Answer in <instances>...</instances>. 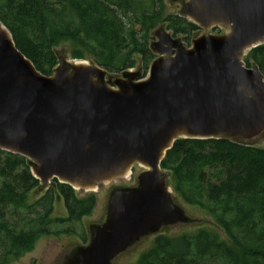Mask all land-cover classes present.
I'll return each instance as SVG.
<instances>
[{
    "label": "water",
    "instance_id": "1",
    "mask_svg": "<svg viewBox=\"0 0 264 264\" xmlns=\"http://www.w3.org/2000/svg\"><path fill=\"white\" fill-rule=\"evenodd\" d=\"M182 14L219 33L186 47L158 32L146 77L82 60L43 75L0 22V149L24 157L42 188L57 180L94 192L142 169L136 187L112 193L107 223L64 264H112L128 245L187 220L162 169L177 141L247 145L239 140L264 130V75L244 61L264 45V0H188Z\"/></svg>",
    "mask_w": 264,
    "mask_h": 264
},
{
    "label": "trees",
    "instance_id": "2",
    "mask_svg": "<svg viewBox=\"0 0 264 264\" xmlns=\"http://www.w3.org/2000/svg\"><path fill=\"white\" fill-rule=\"evenodd\" d=\"M0 22L17 48L43 75L58 65L55 52L71 43L73 60H88L110 74L136 68L141 57L146 76L156 58L152 33L163 24L175 38L190 43L200 28L182 16L166 15L165 0H0ZM264 75V45L245 59ZM162 169L187 205L203 209L223 230L155 238L136 264H264V149L226 140H179ZM56 181L35 204L29 194L39 186L20 156L0 149V264H10L32 251L44 236L78 234L76 226L96 207L95 196L78 199ZM59 194L67 219H52ZM70 224V225H69ZM69 225L60 231L56 227ZM84 244L88 238L81 235Z\"/></svg>",
    "mask_w": 264,
    "mask_h": 264
},
{
    "label": "rangeland",
    "instance_id": "3",
    "mask_svg": "<svg viewBox=\"0 0 264 264\" xmlns=\"http://www.w3.org/2000/svg\"><path fill=\"white\" fill-rule=\"evenodd\" d=\"M186 3H188V0H165L166 15L183 16V6ZM186 19L191 21L187 17ZM158 32H165L166 34L173 36V32L167 29V24H163L160 25L152 33L153 40L151 43L159 42L157 36ZM206 33L216 34V32H214L213 30H204L200 28L197 33L192 35L189 44L185 41V38H183V36H179L177 38H180L186 47H190L194 39H197L198 37ZM55 52L58 58V62L64 60L75 62L71 57L70 42L61 43L58 47H56ZM135 60L137 62L136 68L132 69L130 72L137 74L140 73L142 77H145L144 71L142 69L143 65L141 62V57L136 56ZM89 62L91 64L94 63L91 61ZM122 76L123 75H121L120 77ZM239 141L240 143L243 142V144H247L246 146L259 147L264 149V130L263 132H260L252 137L241 138ZM141 173L142 169L136 168L130 178H119L115 179L111 183H102L99 186V189L94 192L86 191L84 189H73L78 199H84L90 196H95L96 198V207L91 216L84 217L82 223L76 226L78 234L75 235L63 233L60 236L41 237L35 242L32 251L26 253L23 257L12 261L10 264H64L67 258H72V256L76 254L77 249L89 245V243L91 242L92 233L94 232L95 228H100L107 223V220L109 219V207L112 193H114L117 189H131L136 187L137 177ZM166 174L167 186L172 190V200L181 211H184L185 215H187V220L175 225L164 226V228H161L159 232L142 238L140 242L128 245L125 250L120 252V254H118L113 259L112 264H136L140 256L151 248L155 238L161 235L174 237L185 234H195L199 230L205 229L219 233L225 241H228L223 230L219 227V225H217L212 216H210L207 212L199 207L187 205L178 195H176L173 189L172 174L168 171ZM57 182L60 183V181ZM56 186V181L54 180L51 181L47 188H42L41 184H39V186L29 194V204H35L45 195V193L50 188H55ZM68 217L69 214L65 205V200L63 199V197L57 194L54 202V211L51 218L67 219ZM69 225L59 226L56 228L60 231H63L66 230ZM84 233L88 238V242L86 244H84L81 239V235H83Z\"/></svg>",
    "mask_w": 264,
    "mask_h": 264
},
{
    "label": "bare ground",
    "instance_id": "4",
    "mask_svg": "<svg viewBox=\"0 0 264 264\" xmlns=\"http://www.w3.org/2000/svg\"><path fill=\"white\" fill-rule=\"evenodd\" d=\"M87 188H89L91 190V188H94V187H87Z\"/></svg>",
    "mask_w": 264,
    "mask_h": 264
}]
</instances>
